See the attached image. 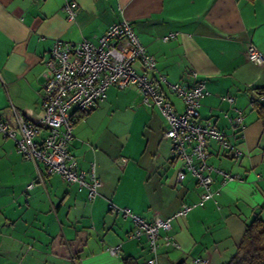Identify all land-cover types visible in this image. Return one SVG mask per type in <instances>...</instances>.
Segmentation results:
<instances>
[{
  "label": "crops",
  "instance_id": "1",
  "mask_svg": "<svg viewBox=\"0 0 264 264\" xmlns=\"http://www.w3.org/2000/svg\"><path fill=\"white\" fill-rule=\"evenodd\" d=\"M70 3L73 20L65 10ZM122 20L155 59L151 78L163 75L187 88L205 82L201 119L239 152L234 157L209 141L207 162L243 178L171 221L162 234L178 247L162 248L158 264H226L258 210L264 219V122L252 104L264 106V64L246 58L250 44L264 55V0H0V120L17 130L16 112H42V74L56 41L96 43ZM171 33L174 39L162 40ZM125 90L110 87L95 109L74 115L69 151L79 170L93 164L102 183L92 201L85 190L24 160L14 141L0 135V264H123L127 257L146 264L145 238L131 239L132 221L109 205L151 222L199 200L201 189L189 173L176 183L181 165L170 157L159 109L143 105L135 88ZM164 91L182 113L180 100ZM121 102L128 106L118 119L114 108ZM236 110L243 116L240 129L230 122ZM120 158L127 163L117 164ZM213 177L217 190L221 178ZM115 246L119 254H109Z\"/></svg>",
  "mask_w": 264,
  "mask_h": 264
},
{
  "label": "built area",
  "instance_id": "2",
  "mask_svg": "<svg viewBox=\"0 0 264 264\" xmlns=\"http://www.w3.org/2000/svg\"><path fill=\"white\" fill-rule=\"evenodd\" d=\"M65 10L69 19L73 20L75 4L66 5ZM175 36L171 33L162 40L166 42ZM246 58L254 65L264 64V55L252 44L246 49ZM154 70V57L140 43L127 20L111 25L96 43L88 40L78 43L56 41L42 74V112L36 115L30 110L16 112L17 130L0 120V135L14 141L24 160L39 163L46 175H58L68 184L85 190L88 200L92 201L98 196L102 183L95 175L93 164L88 171L79 170L76 159L69 151L75 113L86 115L95 109L106 99L110 87L119 90L133 87L141 96L143 105L158 108L167 124L164 138L170 141V157L181 165L176 183L180 184L189 173L196 179L201 194L196 203L182 205L172 217H155L151 222H146L128 208L109 205L112 211L132 221L131 239L145 238L150 254L146 264H158L162 248L178 247L173 237L162 234L170 231L172 220L184 218L194 208L204 206L226 184L243 182L241 176L215 168L207 162L209 141L231 151L234 157L239 156V152L228 142L224 132L201 119L200 102L207 95L205 82L197 79L192 87L187 88L170 83L163 75L151 78L149 73ZM193 76L197 78L196 74ZM164 89L180 100L182 113L176 112ZM226 100L233 101L232 98ZM236 113L230 122L240 129L243 127V116L240 111L236 110ZM42 131L46 135L41 142H37ZM116 163L123 166L127 160L120 158ZM214 175L221 178L217 190L211 188ZM32 186L30 184L27 188ZM107 251L117 255L120 246L110 247ZM196 263L203 264L200 260Z\"/></svg>",
  "mask_w": 264,
  "mask_h": 264
},
{
  "label": "trees",
  "instance_id": "3",
  "mask_svg": "<svg viewBox=\"0 0 264 264\" xmlns=\"http://www.w3.org/2000/svg\"><path fill=\"white\" fill-rule=\"evenodd\" d=\"M253 109L264 122V106L253 102ZM123 264H139L132 257L123 259ZM178 264H184L183 262ZM226 264H264V219L258 214L245 227L242 240L232 258Z\"/></svg>",
  "mask_w": 264,
  "mask_h": 264
},
{
  "label": "rangeland",
  "instance_id": "4",
  "mask_svg": "<svg viewBox=\"0 0 264 264\" xmlns=\"http://www.w3.org/2000/svg\"><path fill=\"white\" fill-rule=\"evenodd\" d=\"M112 88H114V87H112ZM116 89V88H115ZM109 90V89H108ZM127 90V89H126ZM125 90V91H126ZM125 91H119V92H121V93H123V92H125ZM108 93V92H107ZM128 105L126 104V103H120V105H118L116 108H114V110H118V113H117V115H118V119L120 118H122L124 115H125V112H124V110L126 109V107H127ZM260 210H262V209H260ZM260 210H258L257 212H256V214H258V216H259V218H261L260 217ZM262 219V218H261Z\"/></svg>",
  "mask_w": 264,
  "mask_h": 264
}]
</instances>
